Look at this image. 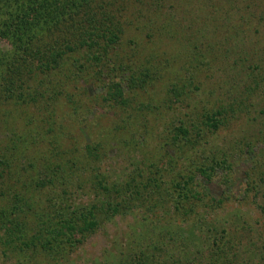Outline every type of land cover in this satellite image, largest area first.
<instances>
[{"label": "rangeland", "instance_id": "obj_1", "mask_svg": "<svg viewBox=\"0 0 264 264\" xmlns=\"http://www.w3.org/2000/svg\"><path fill=\"white\" fill-rule=\"evenodd\" d=\"M116 3L124 34L97 51L100 63H90L92 50L66 49L67 78L28 80L44 96L65 90L51 109L45 97L20 103L0 92V186L9 191L0 193V264H116L164 227L184 237L201 228L202 254H216L217 239L235 264H264V0ZM145 71L154 78L141 87ZM114 82L128 107L109 99ZM187 180L205 201L182 221L176 187ZM126 183V209L112 214V193ZM66 217L74 228L65 237Z\"/></svg>", "mask_w": 264, "mask_h": 264}, {"label": "trees", "instance_id": "obj_2", "mask_svg": "<svg viewBox=\"0 0 264 264\" xmlns=\"http://www.w3.org/2000/svg\"><path fill=\"white\" fill-rule=\"evenodd\" d=\"M120 5L116 3V0H0V40H7L10 43L9 50L5 49L4 51L0 48V77L2 80L0 92L3 98L20 103L37 104L41 98L45 97L46 101L44 103L43 100V105L51 109L53 97L62 95L60 92L65 90H56V86H54L52 89L55 90L44 96L31 87L28 80L35 78L41 80V76L48 75L50 77L53 75L54 78H57L56 76L67 78L63 74V70L66 69L64 58L66 49L69 51H77L82 48L87 51L92 50L90 63H100V53L106 55L110 48L119 44L124 34ZM98 50L100 53H97ZM72 68L74 67L67 68L69 73L72 72ZM153 78L154 73L147 74V71L141 73L139 80V83H142L141 87ZM130 81L133 85L132 74ZM170 91L171 95L175 97L176 95L180 96L179 91L182 92L181 89L174 87ZM107 94L109 99L116 100L122 109L130 104L122 86H119L117 82H114V85L108 89ZM69 100L71 99L69 98ZM75 109L77 106H74L72 110ZM208 121H211V118H208ZM175 130L184 134L183 126H179ZM96 150L97 146L88 145L85 148L87 157L95 156ZM200 172L206 174L204 169H201ZM55 177L57 175L44 178L42 181L36 182L35 185L36 187L51 186ZM97 177L98 185L106 189L99 174ZM145 181L149 182L147 177ZM188 182V180L185 181V186H180L178 183L176 187L180 198H178L175 211L183 217L182 221L198 217L200 214L195 206H199L201 202L205 201L204 195L200 191L187 187ZM129 185L126 183L125 186L117 187L118 190L113 191L112 201H115V204L107 207V210L112 214L121 213L126 209L123 205L126 204V198L130 196L128 194L130 192ZM122 188H125V191ZM3 190L4 188L0 186L1 194L9 192L6 189V192ZM7 193L6 195H8ZM59 195L58 204H62L63 196L66 197L67 192ZM17 201H19V197L15 195L12 208L17 205ZM55 207H57L54 208L56 212L62 209L58 206ZM67 217L61 218L59 221L63 225L61 228L64 229L63 236L65 237L68 231L74 228ZM199 218L201 219V217ZM50 219L52 216L47 217L42 222L43 225L48 227ZM83 219L86 218L83 217ZM80 222L84 224L83 221L78 223ZM162 229L149 249L135 251L136 253L128 250L123 261L116 264H235V254H230L231 256L220 254L222 249L219 247L220 241L217 239L213 240V245L217 248V251L213 249L216 254H213L211 250V254H202V249L197 248L200 247L201 228H199V236H196V229L192 228L186 237L179 228L172 230L164 227ZM206 246L209 249L212 248ZM243 264L246 263L243 262Z\"/></svg>", "mask_w": 264, "mask_h": 264}]
</instances>
